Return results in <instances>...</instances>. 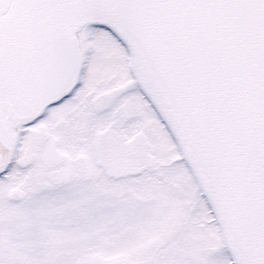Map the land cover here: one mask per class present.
<instances>
[{
    "label": "snow or ice",
    "instance_id": "1",
    "mask_svg": "<svg viewBox=\"0 0 264 264\" xmlns=\"http://www.w3.org/2000/svg\"><path fill=\"white\" fill-rule=\"evenodd\" d=\"M0 264H264V0H0Z\"/></svg>",
    "mask_w": 264,
    "mask_h": 264
}]
</instances>
